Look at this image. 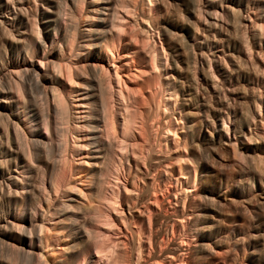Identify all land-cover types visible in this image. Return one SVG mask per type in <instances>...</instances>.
Wrapping results in <instances>:
<instances>
[{
	"label": "rangeland",
	"instance_id": "rangeland-1",
	"mask_svg": "<svg viewBox=\"0 0 264 264\" xmlns=\"http://www.w3.org/2000/svg\"><path fill=\"white\" fill-rule=\"evenodd\" d=\"M71 1L67 0L69 4ZM114 2L115 0L98 5V13L96 12L94 24L97 34H101L102 27L105 24L107 26L111 22L110 18H113L115 12L121 14V9L114 8ZM261 2L262 0H158L157 5L160 6L157 23H152L149 19L150 15L145 16L142 14L141 2L137 0L133 15H124L125 32L123 31L122 34V48L125 47L119 51L121 59L118 58L119 60H116L113 65L112 63H110L111 65L107 64L106 61L108 59L95 61L98 65L103 64L106 68H109L111 73L115 65H122L123 71H130L132 76L136 75L135 78L130 75V83L134 82L132 83L133 87L141 84V80H147L155 75L156 79H153L158 85L156 86L155 97L152 100H148L151 103H149L151 107L148 114L152 108L155 109L158 103L167 98L168 93L165 91L167 89L165 82L167 80L170 81L176 91V111L171 117L170 113L166 112V117L168 116L175 123V126H177V119L181 118L180 122H178L180 126L177 133L182 134L184 132L183 134L186 137V147L182 156H185L183 159H189L191 164L193 162L192 167H194L196 178L195 187L188 189L190 192H188L189 195L184 201L183 208L180 204H174L175 200L181 196V184L179 185L173 179H179L180 182L185 180L177 171L174 172L170 187L166 185V189L161 184L160 188L158 187L159 189L155 190L163 202L160 204L161 206L159 205L156 208V206L151 205V200H148L150 192H153L151 190L153 189L151 168L157 166L158 163H168L171 159L172 163L176 162L179 150L174 151L172 149L169 154L165 153V151L164 153L158 152V142L164 126L161 125L160 119L153 121L149 118V115H146L147 113L145 114L144 110L148 109L150 105H147V107L143 104L144 107H142L140 106L141 102H138V105L140 104L139 107H142L141 110L144 111L145 118L148 117V120H151L150 123L147 120V124L151 125L153 122L152 130L150 125L148 127V129L150 128L148 130V133L150 132L148 138L152 137L150 140L154 142L149 140V143L152 144L146 145L147 148L152 147L151 150L149 148L148 159H142L138 155L136 160H133L134 162L131 161L133 162L131 163L132 172H134L132 176L137 175L135 176L136 178L132 177V179L140 186V189H135L131 186V180L128 181L127 188L128 191H131L128 192L129 195L127 194L128 202L125 205L122 204L124 210V217H122L125 222L123 223L124 225L118 222L119 230L117 229L114 235L111 234L113 239L120 242V251L128 250L129 252L130 258L125 264H156L153 260H160L161 256L159 255L169 253V255H181L187 264H264V13L262 8L259 9V5H263ZM31 3L24 4L26 14H21V16L23 15L22 17L19 15L17 20L15 18L13 25L7 22L5 27L0 26V33L5 32V38L7 37L5 48L1 47L0 55L7 60V68L9 69L16 65L19 66V63L23 62L22 55L25 52L24 50L28 49L26 48L28 44L23 38H36V42L34 41L36 57L28 58L26 64H24L27 71H23L25 87H23L21 92L22 97L19 92L14 90L15 88L12 89L14 91H9V86H7L9 80L6 79L7 71L5 70L2 73L3 76L0 82V88H3L0 91V116L2 117L0 118L7 120L8 125L15 121H19L21 124V120L17 119L16 113L21 111L19 104L21 105L22 103L23 105L24 100L29 108L28 110L35 108L32 113L42 112L44 114L46 112L44 106H40L41 104L35 96L44 91L48 92L52 75L50 73H53L52 66L58 59L56 56L58 54V45L55 43L49 45L47 38L52 37L53 29L58 27L57 35L54 38L55 41L70 35L74 28L73 24L78 21L77 19V21L67 19L70 18V15L66 14L71 12L68 11V7L63 6L64 0H36L35 5ZM35 7L37 10H35ZM84 7H86L85 1ZM112 8L115 9V12ZM65 10L68 12H65ZM15 11L18 12L17 7ZM33 13H36L35 17L39 34L27 28V24L26 26L24 24L25 29H22L21 23L19 24L20 20V22H26L24 18L31 21ZM8 18L11 19L12 17ZM103 18L104 21L101 22ZM1 20L6 22L0 12ZM25 30L27 31L25 32ZM77 33L76 39L78 37ZM155 44H159L158 50L160 51L158 52L161 55L158 56V60L161 61L160 65H163V67L160 70L156 69L153 71L154 69L150 67L149 58L154 53ZM92 49L91 56L94 54L95 47ZM137 49L138 51H136ZM155 49H157V46H155ZM17 52L18 57L15 58ZM12 55L13 58H11ZM68 56V53H66L65 57H63L65 62L66 60L68 61ZM44 58H47V60ZM38 60H43L45 67H40ZM89 62L87 61V63ZM123 64H127V66ZM98 65L94 69L95 71L99 69ZM86 68L88 71L92 70L90 66ZM139 69L144 70L143 74L140 73ZM95 71H92V73L91 71H89L90 73L88 72L90 74H88V85L90 86L93 84L91 78L95 75ZM156 71L159 74L161 72V75L158 73L157 75ZM137 72L140 73V76L137 75ZM144 72H147L146 75ZM98 74H101V72L99 71ZM144 75L145 77H143ZM104 85V94L107 91V95L105 94L106 97L104 96L105 99H103L104 105L109 102L108 105L106 104L109 109L105 106L104 111L106 109L107 111L110 110L108 113L111 115L114 113L112 116L118 119L120 118L117 113L119 110L118 103L115 100H111L115 97L111 94L112 91L110 90L111 93L108 92V87L106 88ZM88 93H90V90ZM141 93L147 98V91L143 90ZM139 95L136 98L138 97V100L140 98L141 101ZM3 96L8 97V99H3ZM48 98H50L49 92ZM101 105H99L100 108H102ZM50 106L49 110L52 109V102ZM15 108L18 110L17 112ZM51 112L52 110L48 112V116L53 119ZM98 114L101 115H98L100 118L104 115L102 113ZM158 122L159 125L156 126ZM33 133L32 142L36 144L33 150L35 151L34 157L37 159H35V163L30 164L31 162L23 156L25 153H22L23 155L19 154L21 149H15V143H6L8 146L5 144L8 148L11 146L10 151H7V147L4 144H0V150H2L0 154V173L4 176L0 177V184L4 190L6 184L9 183L11 192L17 189V193H12L9 197L5 193L3 195L0 194V206L5 210L4 220L2 218L0 220V264H6L7 262H2L6 261L8 254L13 251L19 252L20 264H33L37 260L38 248H36V245L39 244L36 235L38 232L35 227L31 228L30 222L36 225L41 211L35 207L36 215L31 217L29 205L35 195L41 194L42 187L39 183L46 176V174H41L44 173L43 168L45 172L50 170L54 165L56 166V161L45 162L43 159H39V157L43 158L41 157L43 153L41 154L40 148H42L43 143L46 145V142H44L46 140L40 135L43 133L41 127L35 128ZM256 134L259 136H256ZM251 135L252 137H250ZM94 137L101 139L99 134H94ZM112 144L114 145L115 143L112 142ZM37 147L38 149H36ZM48 147H50L49 143ZM13 149L16 153L11 152ZM22 150L24 151V149ZM36 150H38V153ZM91 151H93V148H91ZM180 151L182 150L180 149ZM3 154H9L10 156L4 158ZM13 156H16V168L13 163L11 164ZM96 156L98 154H95ZM257 159H261L262 167L258 166L260 171L254 169ZM90 162L94 167V162ZM143 163L146 164L144 165ZM177 163H173V165L176 166ZM24 165H28V167L23 170L21 168ZM36 165H39L38 169ZM100 165L97 166L96 164L93 169H98ZM147 165L148 167H146ZM6 167L9 168V174L6 172ZM165 169L169 170L170 168ZM255 170L258 171L255 172ZM107 178L108 176L106 175L102 177L106 185L111 182L109 181L111 180L110 177ZM30 183H32V186H30ZM106 185L100 188V191L104 194L109 193L110 185L108 184V187ZM21 186L26 188L23 190L18 189ZM165 189L168 191H164ZM7 201H9L8 207ZM21 202L26 205L23 213L19 216V221V219L15 220L11 216V214L13 215L11 204ZM148 206L152 211L156 212H154L152 217H155V222L157 221L154 225L156 228L152 226L153 222H151L150 230L158 229L157 233H163V229H165L164 227L167 224L171 225L173 222L178 221V224L185 225V229L183 228L182 231L189 236L182 238L184 242L180 246L178 244L179 236L170 237L169 229L166 233L167 237L165 236L167 240L170 239L164 248L166 251L163 250L164 252L159 253L158 248L155 246V240L158 238L157 234L153 238L154 241L151 239V255H147L148 257L145 255L149 250L148 246H145L143 258L137 262L135 261L136 224H142L141 227L148 234L149 224L146 218L147 209H145ZM174 208L178 214L172 212L175 210ZM86 214L84 224L82 220H79L80 222H77L78 225L73 221H67V215L62 216V218H66L68 228L74 229L69 238L70 241L68 242L67 240L68 246H71V248L80 243V247L87 246L88 238L91 240V247L96 234L87 236L88 231L92 234L97 229L100 231L106 229L95 221L93 214ZM15 223H19V226H22L20 233L15 229L13 225ZM29 228L32 233L30 243ZM12 244L20 249L16 250ZM90 253L93 256L92 262L95 263L98 257L94 255L92 248H90ZM102 260L104 259L102 258ZM102 260L97 259L96 264H103ZM16 264H18V261Z\"/></svg>",
	"mask_w": 264,
	"mask_h": 264
},
{
	"label": "bare ground",
	"instance_id": "bare-ground-1",
	"mask_svg": "<svg viewBox=\"0 0 264 264\" xmlns=\"http://www.w3.org/2000/svg\"><path fill=\"white\" fill-rule=\"evenodd\" d=\"M84 1L86 3V7L83 8ZM111 1L114 0H72L71 3L69 4L67 0H64L63 6L68 7L69 10L67 8L66 9L71 12L66 14L68 16L70 15L69 16L70 18L67 19L75 20V21L78 20V21L76 24H73L74 28L72 30V33H70V35L65 36L63 38L61 37V39L55 41L54 38L57 35V31L59 28L58 27L57 29H53L54 30L53 36L47 38V41H49L48 42L49 45H52L53 43L58 45V49H57L58 54L56 55L58 59L53 63L52 66L53 73L52 72L50 73L52 74L49 82L50 87L48 89L50 98H48V92L46 93L45 91L35 96V98H37L38 102L41 104L39 105L41 107L44 106L45 108L44 110L46 111L45 112L46 114L45 113L42 114V112L32 113L33 110H35V108H33V110H28L29 108L26 106L24 100L23 105L22 103L21 105L19 104V106H21L20 108L21 111L17 112L18 110L15 108L16 109L15 111L17 112L16 117L18 120H21V124L19 121H15L12 122V124L8 125L7 120H4V118L2 120V118H0V131H1L0 144H4V146L7 147L8 146L7 144L15 143L16 144L15 149L17 150L21 149L20 152L23 151L22 149H24V151L21 153L19 151L17 152H19V154L25 153L24 155L23 154L22 155L26 157L29 162H31L30 164L35 163L36 157H34L35 151L33 150L36 144L35 143L33 144L32 137H34V133H33L34 129L37 127H41L43 133H41L40 135L43 136V139L46 140L44 141L46 142V145L43 143L42 148H40L41 154L43 153L41 157L43 158L39 157L40 154L38 157L39 159H43L45 162L50 160H52V162L56 161V166L54 165V167L50 168V170L45 172L44 171L45 169L43 168L44 173L41 174H46V176H44L39 183L42 187L41 194L35 195V198H33V201H31L29 205V209H31L29 210L31 211V217L32 216L35 217L36 215L35 207H37L41 211L37 219L38 221H36L37 222L36 225L30 222L31 228L35 227L38 232V234L36 235V239L39 245H36V248H38V253L36 258L37 260L34 261V263L36 262L35 264H96L97 259L102 260V258L104 259L102 260L103 264L106 263L125 264L127 261H129L128 259L130 258V256L128 250L120 251L119 248L120 242L117 241L116 239H113L111 234L114 235V232L117 229L119 230L117 224L118 222L121 223V225L125 222L123 218L124 210L122 208V204L125 205L128 202L127 194L129 195L128 192L131 191V190L128 191L127 188L128 181L131 180L132 187H134L135 189L137 188L140 189V186H138V184L134 182V179H132L133 177L132 174L134 172H132L133 170L131 167V163L134 162L133 160H136L138 155L139 157L141 156L142 159L147 158L148 157L147 155L149 154L148 151L150 152L152 148V147L147 148L146 145L150 144L149 142L151 141L150 139L152 138V137L150 139L148 138V135L150 133V132L148 133V130L150 129V128L148 129V127L151 126V130H152L153 122L151 125L147 124L148 117H146L147 119L145 118L143 113L144 111L145 114L147 113L146 115H149V118H151L153 121L155 119H160L162 123L161 125L164 126L163 130L161 129L162 135L159 138L160 141L158 142L159 143L158 152L164 153L165 151V153L169 154L170 153L169 151L172 149L174 151L179 150L178 151L179 153L177 152L178 153L177 160L176 162H173V163L178 162L176 166L173 165V163L171 162L172 159L170 160V162L165 164L158 163L157 166H153L151 164V166H153L151 168L152 170H150L151 173L153 174L152 175L150 173L152 176L151 184L153 186V189L151 190H153V192H150L149 195L150 198H148V200H151V202L153 203V204L151 203V205H153L154 207L156 206L157 208L161 203H163L158 196V192L155 190L161 184L165 188L166 185L170 187L172 185L171 180L173 179L174 172L176 171L180 176L184 177L185 180L184 182L183 181L180 182L179 179L178 180L176 178L173 179L176 180V183H179V185L181 184V191H180L181 196L175 200L174 204H180V206H182L183 208L184 201L187 195H189L188 192H190L188 191V189L195 187L194 183L196 178L194 174V167H192L193 162L191 164L189 159H183L185 156L184 157L182 156V153H184V149L186 147V143H185L186 137L183 134L184 132H182V134L177 133L178 127L180 126L179 125L180 123L178 122H180L181 118L177 119L178 121L177 126H175V123L168 116H167L168 118L166 117L167 115L166 112L170 113V117H171L175 114L176 111V107H175L176 91L174 90L170 81L167 80L165 82L167 89L164 90L166 91V93H168V95L166 96L167 98L162 100L161 103H158L157 106H155V109L152 108L151 112L148 114L151 107L150 105L151 103L148 102V100H152L153 97H155L156 86L158 85V84L156 85L155 82L156 79V77H154L155 75H153V77L151 78L146 76L149 79L141 80L142 81L141 84H139L137 87H133L134 85L132 86V83L134 82L130 83L131 80L130 75L132 73L130 71H123L124 69L122 65L119 66L115 65L112 68V73H111L109 68H106L103 64L98 65L97 63H95V61L97 60L102 61V59L103 60L108 59V61H106L107 64L109 65L110 63H112L113 65L116 60H119L118 59L120 58L119 51L120 49H123L125 47L123 45L124 47L122 48V42H123L122 34L125 25V23L123 22L124 15L125 16L133 15V13L135 12V3L137 0H115L114 8H117L118 10L121 9L122 10L121 14L119 12H115V9L112 8L115 12V15L113 16V18H110L111 22L107 24V26L104 23L105 26L102 27L101 34H97V29H94L95 27L94 24L96 20L95 18H96L98 5L104 2L108 3ZM30 2H32L33 5H35L36 0H0V12L2 16L6 19L5 20L6 22H3L2 20L0 21V26L5 27V24L7 22L8 24L11 23V25H13V20L15 18L17 20V17L19 15L21 16V14L24 13L26 14V9L24 8V4L25 3L30 4ZM140 2H141L140 6H141L142 14H144L145 16L150 15L149 17L150 21L152 23H157L156 20L160 6L157 5L158 0H140ZM261 3H263V5L261 6L259 5V9L262 8L263 9L262 12L264 13V0H262ZM16 7L18 8V12L15 11ZM35 10H37V8ZM62 11H64V9H62ZM68 11L65 10V12ZM35 14L33 13L31 21H28V19L24 18L26 22H20L21 20L19 19L20 20L19 24L21 23L22 29H25L26 28L25 26L27 24V28L31 29V31L33 30L36 34H39ZM10 16L12 17L11 19L8 18ZM112 20H114L115 22ZM103 21L104 18L102 19L101 22ZM71 22L73 23V21ZM76 30L78 31V33ZM26 31L27 30H25V32ZM4 33L5 32L0 33L1 35L0 51H1V47L5 48V43H6L5 41H7V37L5 38L6 33L5 34ZM76 33L78 35L77 39L75 38ZM22 34H27V33H22ZM23 39L27 42L26 44H28L29 47L26 46V48L28 49L24 50L25 52L22 55L23 62L19 63V66L16 65L11 69L7 68V60L4 59V56L0 55V82L3 76L2 73L6 70L7 71L6 79L9 80L8 81L9 85L7 84V86H9L8 87L9 91L12 92L15 90L19 92L21 97H22L21 92L23 91V87H25L24 86L25 84L23 82V71H27V68L24 64H26L28 58L32 59L36 57V53H35L36 51L34 50V46H35L34 41L36 38L34 39L33 37L26 39V37H24ZM159 44H155V46H157V49H155V46L153 49L154 53L156 52V54L153 53V55H151V57L149 58L150 67L151 69H154L153 71H155L156 69L160 70L161 67H163V65H160L161 61L158 60V56L161 55L158 52L160 51L158 50ZM93 47H95V50H94V54L91 56ZM136 51H138V49ZM66 53H68L69 56L67 57L68 61L66 60L65 62V60H63V57H65ZM16 57H18V52L15 55V58ZM11 58H13V55L11 56ZM44 59L47 60V58ZM38 61L40 67H45V62H43V60H38ZM87 61L90 62L87 63ZM87 64L92 69L89 70L91 71V73L92 71H95L94 69L97 68V65L99 68L98 70L101 72V74H98L99 71L98 70H97L98 72L95 71L96 72L95 75L93 76V78H91V81H93V84L91 86L88 85V74L90 72L86 68L89 67ZM127 64L126 65L123 64V65L127 66ZM141 70L140 73L143 74L142 72L144 70L142 71ZM148 71L151 72L152 70H148ZM137 73H138L137 75L140 76L139 75L140 73L139 72ZM144 73L146 75L147 72ZM157 73L158 71H156V74ZM145 75L143 77H145ZM159 75H161V72ZM133 76L131 75V77ZM104 83H106L107 85L106 84L104 85ZM103 85L106 86V88L108 87L107 88L109 89L108 92H110L111 90L112 93L111 92L110 93L113 94V96L115 97L114 99H111L112 97L110 99L115 100V102L118 103L119 110L117 113L118 116H120V118L118 119L112 116L114 113L112 115L108 113L110 110L107 111L106 109L104 111L107 103H105L104 105L103 99H105L104 96L106 97L107 91L105 95L104 94L105 91L103 90L104 89ZM89 86H90L89 89L90 93H88ZM13 88L15 89L12 90ZM143 90L148 92L147 98L144 97V95L141 93ZM136 92L138 93L136 94ZM138 95L141 97V101L140 98L139 100L137 99L138 97L136 98V96ZM3 99H8V97L3 96ZM99 100L101 103L99 102ZM51 102H52L51 115H53V119H50V117L48 116V112L51 111L49 110L50 109L49 106ZM138 102L139 103L141 102L140 103L141 105L140 104L139 105L142 107L147 105L150 106L149 107L147 106L148 109L146 110L143 109L144 111H142L141 110L142 107H139ZM100 104H102L101 105L102 108H100L99 106ZM98 113H102V115L104 114L103 117L100 118L101 115ZM149 120L148 122L150 123L151 120L150 121ZM159 122L156 126L159 125ZM94 134L97 135L99 134V136H101V139L100 138L96 139L94 137ZM256 136L259 135L256 134ZM250 137H252V135ZM255 137L254 139L257 140V138ZM112 142H114L115 144L113 145ZM48 143L50 147L47 148ZM10 147L9 148L7 147V151H10ZM91 148H93V151H91ZM36 149H38V147ZM180 149L182 151H180ZM36 151L38 153V150ZM1 152L2 150H0V154ZM11 152L16 153L14 149ZM95 154H98V156L95 157ZM9 156L10 155L8 154V155H4L3 157L6 158ZM260 160L257 159V161H255L256 164L254 163L255 164L254 169H258V166L260 168L262 167ZM90 161L94 162V167H96V164L97 166L100 164L101 165L98 169L94 170L93 169L94 167ZM12 163L14 165L16 164V156L12 157L11 164ZM143 164L145 165L146 163ZM39 165H36L37 169ZM26 167H28V165L27 166L24 165L23 168L21 169L24 170V168L26 169ZM146 167H148V165ZM168 167L170 168L169 170L165 169ZM258 170L260 171V169ZM258 170H255V172ZM6 172L7 174H9L8 167H6ZM18 175H20V173H18ZM105 175L108 176V178L110 177L111 179L109 180L111 182L110 183L108 182L110 186L108 184L106 185L104 183L105 180L102 179V177ZM1 176L4 177L2 173H0V177ZM135 176L133 178H136ZM103 184L106 185L107 187L109 186L108 194H104L102 193V191H100L101 190L100 188L104 186ZM30 186H32V183H30ZM25 188L26 187L21 186V188L18 189L23 190ZM10 189H11L10 183L6 184L5 190L4 188H2V185L0 184V194L3 195L5 193L6 196L9 197L10 195H12V193H17L16 192L17 189H15L14 192H11ZM166 189L164 191H168ZM8 203L9 201H7V207H8ZM25 205L26 204L23 202L11 204V207L13 209V215L11 214V216L15 220L19 219V216L24 211ZM145 209H147L146 218L149 224L148 226L149 232L148 234H146L144 229L141 227L142 224L140 225L136 224L137 228L135 230V235H136L135 261L137 262L143 258L142 255L145 246L146 247L148 246L149 248L147 254L145 255L146 256L151 255L150 254L152 252L151 239L153 240V238L157 234H158V238L157 240H155V246L156 248H158L159 253L165 250L164 248L166 247L167 242L170 240V239L169 240L166 239L167 237L166 233L169 231V229L171 234L170 237L172 236L173 238L175 236L177 237L179 236L178 244L180 246L184 242L182 238L183 237L187 238L189 236L185 234L186 232L182 231L185 225L178 224L179 223L178 221H175L172 224L170 223L171 225L167 224L166 227H164L165 229H163L164 230L163 233H157L158 229L157 230L155 229L153 231L150 230L151 228L150 226L152 225L151 222H153L152 226H154L157 222V221L155 222L154 220L155 217L154 218L152 217L154 216L153 214L155 211L154 210L152 211V209H150L149 206L145 207ZM172 212L178 214L176 209L173 210ZM86 213L93 214L92 216L95 218V221H97L98 224H101L102 227L106 229L104 231H100L97 229L95 230L96 232L92 234L90 233V231H88V233L85 232L87 233V236L96 234L93 240L94 243L91 247H90L91 240H89L90 238H88L87 246L84 245L83 247H80L81 244L80 243L79 245L72 246L71 248V246H68V242L70 241L69 238L71 237L72 231L74 229L68 228V226L66 225V220L73 221L77 225L82 220L84 224V220H86V215H87ZM4 214H5V210H3L2 206H0V220L1 218L2 220H4L3 219ZM65 215H67V219L62 218V216ZM13 225L15 226V229H17L18 233H20L22 226H19V223H15ZM28 235H29V243H30L32 237L30 228L28 231ZM143 237L145 240L143 239ZM12 245L14 248H16V250L20 249L19 247L14 246V244ZM90 248L93 249L94 255L98 257L95 260L96 261L95 263L92 262L93 256L90 253ZM169 254H164V255L158 254L159 256H161L160 257L161 259L153 260V261L156 264H187V262L183 257H181V255L179 256L178 254L177 255L176 254L169 255ZM19 256L20 255L18 251H13L10 254H8L7 257L8 259L2 263L7 262L6 264H16L18 261V264H20L21 258Z\"/></svg>",
	"mask_w": 264,
	"mask_h": 264
}]
</instances>
